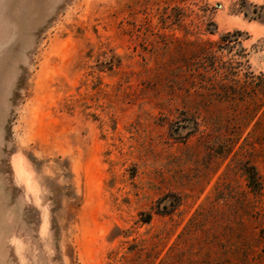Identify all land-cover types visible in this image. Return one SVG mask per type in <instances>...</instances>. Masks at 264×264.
Segmentation results:
<instances>
[{
    "label": "rangeland",
    "instance_id": "rangeland-1",
    "mask_svg": "<svg viewBox=\"0 0 264 264\" xmlns=\"http://www.w3.org/2000/svg\"><path fill=\"white\" fill-rule=\"evenodd\" d=\"M0 264H264V0H0Z\"/></svg>",
    "mask_w": 264,
    "mask_h": 264
}]
</instances>
